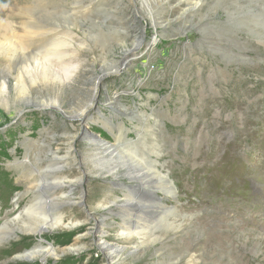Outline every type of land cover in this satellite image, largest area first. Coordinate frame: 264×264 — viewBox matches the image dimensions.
I'll list each match as a JSON object with an SVG mask.
<instances>
[{"label": "rangeland", "instance_id": "rangeland-1", "mask_svg": "<svg viewBox=\"0 0 264 264\" xmlns=\"http://www.w3.org/2000/svg\"><path fill=\"white\" fill-rule=\"evenodd\" d=\"M89 1L0 0V84L7 86L0 96V264H41L29 256L36 240L35 226L28 220L51 216L54 211L30 200L32 194L40 195V187L45 185L35 170L44 171L42 165L52 157L46 153V145L50 143L53 151L59 146L48 140L63 131L57 120L61 115L57 113L54 121L35 107L64 101L79 108V103L93 98L97 103L86 122L74 125L80 130L79 137L88 133L114 143L113 134L98 123L103 114L115 126L133 134L143 132L146 136L140 141L159 150L162 172L173 182L175 202L154 191L164 210L159 218L148 220L139 239L128 238L124 243L126 249L118 253L124 264H264V80L236 71L258 63L264 66V18L254 36L237 27L228 34L238 33L241 44L258 52L260 59L226 64L214 36L223 35L218 28L219 22L226 20L222 13L227 1L238 0H209L210 10L193 18L197 22L211 16L209 28L201 23L181 30L174 23L166 32L145 22L158 0H121L123 5L116 7V0H104L113 8L108 11L110 21L124 23L120 20L129 17L128 25H113V29L99 22L84 23L81 14ZM135 4L138 9L132 12ZM26 13L64 32L63 39L72 47H63V59L49 56L48 46L39 49L25 44L34 30L24 18ZM227 18L233 20L229 14ZM212 36V48L204 47L203 41ZM149 43L154 44L150 56L130 62L120 76L102 77L103 72L98 71L101 54L108 55L113 45L112 59L117 62L127 50L141 54ZM226 48L230 55L239 53L234 45ZM45 58H50L51 67L42 66L44 76L35 77L38 73L31 69L43 64ZM223 70L226 79L221 80ZM136 109L148 116V122L142 125L129 118ZM120 113L131 115L122 119ZM79 137L76 149L81 151L86 143ZM128 138L132 139L131 135ZM139 142L135 146L140 149L143 144ZM69 170V177L78 176L75 165ZM120 180L128 183L131 175L124 172ZM81 187L75 199L83 192L86 199H98L112 188L90 175ZM82 209L74 207L71 214L84 219ZM4 222L13 234L2 229ZM120 226V219L106 214L96 223H83L72 230L44 231L45 244L51 243L60 256L47 264H107L93 250L90 237L105 233V240L112 243ZM77 238L86 248L72 253L69 247ZM63 249L67 251L60 253Z\"/></svg>", "mask_w": 264, "mask_h": 264}, {"label": "bare ground", "instance_id": "bare-ground-1", "mask_svg": "<svg viewBox=\"0 0 264 264\" xmlns=\"http://www.w3.org/2000/svg\"><path fill=\"white\" fill-rule=\"evenodd\" d=\"M191 1L192 0H158L155 8L147 13L148 17L146 18L148 19L145 20V22L151 27H154L155 29L161 28V30L165 32L169 25L174 23L179 24L178 27L180 26L181 30L188 27L199 26L201 23L204 25L203 27L209 28L211 22H213V20L211 21V16L203 18L202 20L204 22L201 19L195 22L193 19L195 16H198L201 11L206 9L210 10L208 9L210 5L209 0H202L200 3L195 4ZM79 2L80 6H85V3L81 1ZM115 2L116 4L114 7L121 4L123 5L121 0H116ZM86 4L88 9L81 14L85 24L98 25L99 22L100 24L106 26V29H113L111 28L113 25L121 27L120 25L125 26L129 23V17H124V19L122 18V20H120L125 21L124 23H118L117 20H115V22L114 20H109L108 11L113 9L112 7L110 8L111 2L109 1L107 3L104 0H91ZM227 5V9H223L222 13L225 15L224 18L226 20H221L219 22L220 28H218L223 35L218 34L219 36H214L216 39H219L218 46L221 50V60L226 64L231 62L236 63L237 61L248 63L253 60H259L260 55L258 52H252L247 49L246 46L241 44L239 39L240 35L238 33H236L235 36H229L228 34H230L229 31L232 27H237L239 30L240 28H243L254 36V33L262 26V18H264V0L227 1ZM243 8H248L246 13L241 12V9ZM135 9H138L137 4L134 5L132 12H134ZM90 11L91 13H89ZM75 14L78 15L77 12ZM125 14V16H128L127 13ZM228 14L230 17H233V20L227 18ZM24 18L27 20L26 22L30 23H27L28 26H32L34 29L30 34L31 39L28 37L25 38V44H28L29 42V48L33 45H37V48L39 49L43 46H48L47 48H49L50 51L49 56H53L57 60L63 59V56H65V50L63 47L66 45L71 46L63 39L64 32L59 27H53L50 24H41L37 19L33 18L31 14H24ZM196 19H198V17ZM84 27L85 26L82 28ZM117 27L114 28L117 29ZM153 34L156 37L159 35L156 31ZM162 35L160 36L162 37ZM214 37L213 39L210 38L204 40L203 46L206 47V45H209L210 48H212L215 43ZM153 45V43L147 44L141 54H138L136 49L127 50L117 62L112 59L114 54L113 51L115 50L113 45L110 49H108V55H104L103 53L101 54L103 57L98 60V71L100 73L103 72L102 77H110L112 75L120 76V73H124L126 70H124V67L126 68L130 62L137 61L138 58L140 60L142 58H146V56L149 57L154 48ZM229 45H234L239 53L230 55L226 48ZM73 54L74 53H70L69 56ZM49 59L50 58H45V62L43 64H37L34 69H31L34 71V74L38 73L35 77L44 76V74L41 73L44 71L42 66L44 68L49 66L51 67ZM27 70L28 68L25 71L27 72ZM236 71L240 74H246L248 76L251 75L264 80V66L260 63L256 66L247 67L245 70ZM225 76V70H223L221 80H224ZM6 87H3V85L0 84V96L7 91ZM96 103L97 102L93 98V101L79 103L77 105L79 108H77L76 105L71 106L70 103L64 101L60 103L52 102L43 106L35 107L41 112L46 113L48 116H51L54 121H56V114H60L61 117L57 120L60 123V126L63 127V131L58 136H50V140H48L51 141V143L59 145L60 148H58V146L53 151V148L51 149L48 145L50 143H48L46 145V153L51 154L52 157H49L46 160L44 166L42 165L41 169L43 168L44 171L35 170V174L38 175V179L41 178V180L45 182V188H43L44 186H41L39 191L41 192L40 195L37 193L32 194V199L30 200L32 204H34V201L37 200L35 203H38L40 206L47 205L53 207L54 209L52 212L53 215L51 216L46 215L39 219L32 217L28 220L35 226L33 238L36 240V244L31 249L29 256L34 259H38L41 264H47L49 259H58L60 257L58 251L53 249L51 243L45 244V241L42 238L44 236L43 234H45L44 231L46 232L47 230L48 232H53L56 229L72 230L83 223H96L106 214H111L120 219L121 230H118L119 232L116 236L117 239L112 243L105 240V233H99L97 237L91 236L92 248L96 251V253H99L104 259H106L107 264H124L122 258H118V255L122 254V252L126 249L124 243L128 238L139 239L146 229V223L148 220L156 219L160 216L161 211L164 210L162 205L159 203L161 198H158L157 196L154 197V191L156 190L162 192L164 196L170 198L171 202H175L173 182L162 172V164L159 163L157 159L160 157V152L159 150H154V144H150L146 147L147 143L142 142V140H144V138H142L144 134L143 132L133 134L129 131V129L127 130L123 126H115L114 122L109 120V116L104 117L103 114L101 116L103 119L99 120L98 123L102 124L106 127L109 133L113 134L114 143H109L98 138L95 139L92 135H88V133H81V136L79 137L80 130L77 131L74 125L86 122V117L88 116L90 110L95 107ZM0 106L2 108L1 103ZM138 110H134L135 113L132 112L133 116L131 117H129L131 113L130 115L128 114V116L122 113L119 115L122 119L129 117L135 120L136 123H141L143 125L145 122H148V116L146 117L144 113ZM115 117L119 118V116ZM93 122H97V120L94 119ZM84 130L86 129L84 128ZM129 132L131 134H129ZM129 135H131L133 140L128 138ZM144 136L146 135L144 134ZM78 137L86 143L85 148L81 149V151L76 149V141ZM140 139L142 140L140 141ZM139 141L143 144L142 146L140 145V149L137 148L138 145L136 144ZM155 143L157 144V142ZM135 144L137 146H135ZM73 165L76 166V169L79 172L78 176L75 178H73L72 175V178L69 177L70 174L66 172V170L70 172L69 168ZM124 172L131 175V181L128 183L120 180V177ZM86 175L95 176L97 179L109 183L112 188L106 190L105 193L98 199L95 198L97 199L96 201L91 198L86 199L87 197L85 192L81 194V198L75 199V192L77 189H82L81 186ZM37 181L39 182V180H34L36 183ZM150 182L153 183V186H149ZM74 207L84 208L82 209L85 214L84 219H82V217H78L77 215H73V213L71 214V210L74 209ZM26 212L27 215H31L28 214L30 210H27ZM3 228L8 229L9 233L13 234V230L6 222H4L2 229ZM80 240L81 238L75 239V242L69 247V250L72 253H79L86 248L84 245H81ZM66 251V249H63L60 250V253H64ZM113 254H115V256Z\"/></svg>", "mask_w": 264, "mask_h": 264}]
</instances>
